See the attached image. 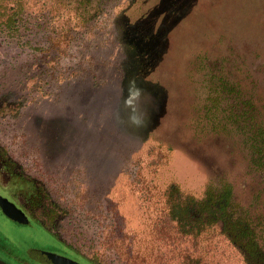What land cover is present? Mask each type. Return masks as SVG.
Returning <instances> with one entry per match:
<instances>
[{"label": "rangeland", "instance_id": "rangeland-1", "mask_svg": "<svg viewBox=\"0 0 264 264\" xmlns=\"http://www.w3.org/2000/svg\"><path fill=\"white\" fill-rule=\"evenodd\" d=\"M14 13L0 145L44 190L59 239L101 264H247L218 227L195 246L155 231L171 186L200 199L223 176L245 207L264 188L236 140L193 125L203 58L264 108V0H0L1 23ZM110 223L124 243L105 240Z\"/></svg>", "mask_w": 264, "mask_h": 264}, {"label": "trees", "instance_id": "trees-1", "mask_svg": "<svg viewBox=\"0 0 264 264\" xmlns=\"http://www.w3.org/2000/svg\"><path fill=\"white\" fill-rule=\"evenodd\" d=\"M18 18L19 13L7 15V20L0 22V29L4 30L0 33L15 38ZM222 63L201 60L203 97L194 107V128L204 137L236 140L245 154L248 169L264 179V108L258 106L251 91L229 79ZM166 193L164 208L157 214L161 225L155 231L162 240L165 238L172 244L192 241L195 246L198 237L218 227L219 233L240 251L247 264H264V208L260 213L253 211L261 195L264 201V188L247 207L236 200L232 183L223 176L200 199L183 196L176 186L169 187ZM119 226L110 223L105 240L124 243L125 233L115 232ZM69 249L85 264H101L95 255L81 254L71 246ZM188 249L183 248L180 259L190 256Z\"/></svg>", "mask_w": 264, "mask_h": 264}, {"label": "flooded vegetation", "instance_id": "flooded-vegetation-1", "mask_svg": "<svg viewBox=\"0 0 264 264\" xmlns=\"http://www.w3.org/2000/svg\"><path fill=\"white\" fill-rule=\"evenodd\" d=\"M28 173L24 172L8 151L0 145V197L16 208L27 220L19 224L0 208V220L13 230L26 233L23 239L0 230V259L8 264H50L47 258L57 255L85 264L55 231V218L46 204L45 193ZM40 230L41 232L37 231ZM3 233H2V232ZM19 241V242H17Z\"/></svg>", "mask_w": 264, "mask_h": 264}, {"label": "water", "instance_id": "water-1", "mask_svg": "<svg viewBox=\"0 0 264 264\" xmlns=\"http://www.w3.org/2000/svg\"><path fill=\"white\" fill-rule=\"evenodd\" d=\"M0 208L2 209V212L5 216L12 219L14 222L19 224H26L27 220L26 218L12 205H10L8 202H6L4 199L0 197ZM47 261L50 264H78L75 261H72L68 258H64L57 255H51L47 258ZM0 264H8L0 259Z\"/></svg>", "mask_w": 264, "mask_h": 264}]
</instances>
